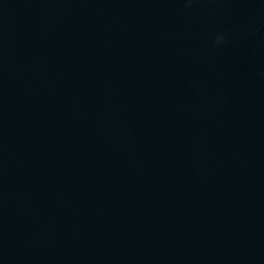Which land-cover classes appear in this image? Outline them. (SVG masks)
Returning a JSON list of instances; mask_svg holds the SVG:
<instances>
[{
  "label": "water",
  "instance_id": "95a60500",
  "mask_svg": "<svg viewBox=\"0 0 264 264\" xmlns=\"http://www.w3.org/2000/svg\"><path fill=\"white\" fill-rule=\"evenodd\" d=\"M0 264H264V0H0Z\"/></svg>",
  "mask_w": 264,
  "mask_h": 264
},
{
  "label": "clouds",
  "instance_id": "9594fccd",
  "mask_svg": "<svg viewBox=\"0 0 264 264\" xmlns=\"http://www.w3.org/2000/svg\"><path fill=\"white\" fill-rule=\"evenodd\" d=\"M215 39L217 42H221L225 39V34H223V33L218 34Z\"/></svg>",
  "mask_w": 264,
  "mask_h": 264
}]
</instances>
